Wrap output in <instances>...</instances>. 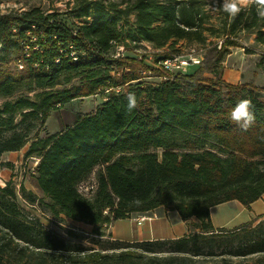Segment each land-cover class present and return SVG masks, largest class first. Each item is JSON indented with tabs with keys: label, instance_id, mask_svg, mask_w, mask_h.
<instances>
[{
	"label": "trees",
	"instance_id": "obj_1",
	"mask_svg": "<svg viewBox=\"0 0 264 264\" xmlns=\"http://www.w3.org/2000/svg\"><path fill=\"white\" fill-rule=\"evenodd\" d=\"M205 3L83 0L71 11L72 18L84 19L75 23L38 8L0 13V98L41 90L34 99L18 96L0 106V157L20 149L51 110L102 93L92 112L77 113L57 132L35 135L24 153L38 158L33 176L49 210L92 225L99 236L111 221L159 207L176 210L183 220L196 218L199 229L177 238L114 240L100 248L70 243L28 219L7 182L0 185V264H264V218L225 230L215 229L209 217L212 205L232 199L249 205L264 194V100L255 92L264 88L226 82L219 69L228 46L236 45L230 36L243 13L224 25L220 47L207 49L192 70L164 69L160 62L169 52L154 53L149 64L144 56L110 54L123 31L124 39L155 49L182 40L204 43L206 32L212 34ZM245 11L244 28L264 42L255 7ZM11 58L22 68H5ZM141 69L160 81L144 83ZM207 71L213 77L204 76ZM75 77L77 86L55 88ZM224 89L236 93L221 102ZM129 92L137 100L132 111ZM241 99L254 106L255 122L247 130L230 119ZM15 113L20 120L13 123ZM98 164L104 168L95 192L85 196L78 184Z\"/></svg>",
	"mask_w": 264,
	"mask_h": 264
},
{
	"label": "rangeland",
	"instance_id": "obj_2",
	"mask_svg": "<svg viewBox=\"0 0 264 264\" xmlns=\"http://www.w3.org/2000/svg\"><path fill=\"white\" fill-rule=\"evenodd\" d=\"M83 0H0V13L4 12H21L24 10H30L33 8L41 9L44 12L60 13V17L67 23L80 22L84 19H77L71 17V11L75 6L82 3ZM205 6H208V12L210 14L208 27L212 34L206 32V40L202 44L191 43L185 40L177 41L172 46H165L161 49H155L148 42H133L131 39L126 38L127 33L123 31L121 39L117 44L111 47L110 54L113 57L130 56L140 59L144 56L147 64L151 63V59H154V53L156 56L163 55L165 53L173 54H187L193 52L199 56H203L207 49L217 45L219 48L223 40L221 32L224 30V25L230 23L233 17H230L227 13L223 12L218 0H205ZM222 2V0H221ZM123 6V5H121ZM245 9L240 13H243L244 18L242 21L233 28L230 39L236 43V45L228 46V50L224 55L223 60L219 63L220 74L222 79L231 83L232 78L235 75L238 77L237 83H251L255 87L264 88V42L257 40V33L255 30H247L244 28V22L246 20ZM129 20H133V16L130 15ZM123 22L120 23V26ZM262 31H264V19L260 20ZM128 26L125 28L127 29ZM34 39H32L33 41ZM31 43V41L29 42ZM125 43V45H121ZM165 59V58H164ZM5 68L10 70L19 69L14 59L8 60ZM189 67V66H188ZM194 67L187 68L186 71L192 70ZM116 75H119L120 68L114 66ZM118 71V74H117ZM115 73V72H114ZM113 74V72H112ZM140 74H143V81L146 84L154 85L160 81L157 76L151 75L146 69H141ZM204 76L213 77L211 72H204ZM79 83L77 77L73 78L67 84H61L55 86L56 89L75 87ZM251 87H247L250 89ZM36 91H41L36 90ZM36 91L21 90L14 95L0 98V106L5 100H14L18 96H28L31 99L35 98L34 93ZM258 97L264 100V90H255ZM235 91L222 90L220 93V101L225 102L229 97L233 98ZM246 93V92H243ZM104 100V94L96 93L95 95L84 96L80 98H74L65 104L60 105L56 109L49 112L48 117L42 124H37L36 129L29 133L27 142L18 150L5 151L0 157V185L9 183L16 191V201L27 216L28 219L36 220L40 225L44 226L47 230L51 231L58 237L63 238L70 243H78L87 247L100 248L107 245L109 241L123 240V241H136L133 239L115 238L111 234V226L113 221L105 226L104 235L99 236L92 232V225L82 221H77L65 217L63 214H53L47 206L48 199L43 196L41 190L38 188L33 173L34 167L38 162V158L31 156L25 157L24 153L35 135H45L57 132L63 127L71 124L77 113H89ZM20 120V115L15 113L12 116V122L16 123ZM158 156L160 157L161 150L158 149ZM104 168V164L96 165L91 172L81 181V184L87 185L91 182L97 181V174ZM96 186L90 190L89 195L92 196L95 192ZM24 192L31 194L24 195ZM132 214L131 216H134ZM130 216V217H131ZM196 219V218H195ZM134 223V222H133ZM116 231L124 237L130 236L133 230L132 224L126 219H119L115 222ZM199 231V229L197 230ZM138 241V240H137ZM233 261H237V258H232Z\"/></svg>",
	"mask_w": 264,
	"mask_h": 264
},
{
	"label": "crops",
	"instance_id": "obj_3",
	"mask_svg": "<svg viewBox=\"0 0 264 264\" xmlns=\"http://www.w3.org/2000/svg\"><path fill=\"white\" fill-rule=\"evenodd\" d=\"M233 76L231 83L235 84L238 82V77ZM209 217L215 229L232 230L244 224H256L264 218V194L249 205H244L236 199L212 205L209 208ZM124 219H127L130 225L132 224V233L128 237L119 234L115 227V222L119 220L117 219L111 226V234L115 238L126 240L177 238L198 230L195 226L197 220L194 217L183 220L176 210H166L163 207Z\"/></svg>",
	"mask_w": 264,
	"mask_h": 264
},
{
	"label": "clouds",
	"instance_id": "obj_4",
	"mask_svg": "<svg viewBox=\"0 0 264 264\" xmlns=\"http://www.w3.org/2000/svg\"><path fill=\"white\" fill-rule=\"evenodd\" d=\"M223 12L230 17H236L242 10L255 7L256 14L259 18L264 19V0H218ZM205 10H208L206 5ZM127 109L132 111L137 107V100L134 93L129 92L126 96ZM252 101L249 99H241L231 109L230 119L242 130H247L255 122V113L253 111ZM139 203V201H136Z\"/></svg>",
	"mask_w": 264,
	"mask_h": 264
},
{
	"label": "built area",
	"instance_id": "obj_5",
	"mask_svg": "<svg viewBox=\"0 0 264 264\" xmlns=\"http://www.w3.org/2000/svg\"><path fill=\"white\" fill-rule=\"evenodd\" d=\"M28 46L25 45V52L27 54ZM71 55H75L74 51H71ZM202 56H199L196 53L188 52L187 54H172L169 57H166L165 60H162L160 63L162 67L168 71H186L188 66H193L199 64ZM19 68H22V65L19 64ZM96 186V182H91L90 184L83 185L81 182L78 184V190L81 194L87 196Z\"/></svg>",
	"mask_w": 264,
	"mask_h": 264
},
{
	"label": "bare ground",
	"instance_id": "obj_6",
	"mask_svg": "<svg viewBox=\"0 0 264 264\" xmlns=\"http://www.w3.org/2000/svg\"><path fill=\"white\" fill-rule=\"evenodd\" d=\"M73 59H74V60L76 59L74 55H73ZM163 60H165V59H163Z\"/></svg>",
	"mask_w": 264,
	"mask_h": 264
}]
</instances>
